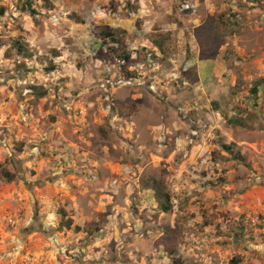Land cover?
Here are the masks:
<instances>
[{"label":"rangeland","instance_id":"1","mask_svg":"<svg viewBox=\"0 0 264 264\" xmlns=\"http://www.w3.org/2000/svg\"><path fill=\"white\" fill-rule=\"evenodd\" d=\"M263 58L264 0H0V264H264Z\"/></svg>","mask_w":264,"mask_h":264},{"label":"trees","instance_id":"2","mask_svg":"<svg viewBox=\"0 0 264 264\" xmlns=\"http://www.w3.org/2000/svg\"><path fill=\"white\" fill-rule=\"evenodd\" d=\"M103 32L101 33L100 37L102 40H112L114 43H118L115 38H116V34L115 31L109 27H105L103 30ZM208 43L206 41H204V38L202 39V41H200V59L201 60H205V59H212L215 58L219 55V53L221 52V48L216 44V46H211L209 47V45H207ZM13 48L16 50L17 55L19 56L20 59H26V60H32L35 58V55H33L30 51H28L26 44L20 42V41H16ZM53 53V58H60V54H58V52H52ZM125 60H129V57H124ZM49 72H53L56 71V66H51L49 68H47ZM252 94H258V90H256V88H253L251 90ZM222 148L227 151V152H232V146H228V145H223ZM11 176L7 175V180H11ZM162 209L164 212H169V208L167 206H162ZM231 264H238L235 260L232 261Z\"/></svg>","mask_w":264,"mask_h":264},{"label":"crops","instance_id":"3","mask_svg":"<svg viewBox=\"0 0 264 264\" xmlns=\"http://www.w3.org/2000/svg\"><path fill=\"white\" fill-rule=\"evenodd\" d=\"M197 46L199 47V43H197ZM222 55V50L221 52L219 53V55L215 58H212V59H205V60H201L200 59V51H199V54H198V61L200 62V65H196L195 66V70H196V73H197V77L200 81V78H204L205 77V69L206 67L211 63L213 64L214 62H216L217 60H219L220 56ZM260 66H263V70H262V74L263 75V79H264V58H263V62L261 63ZM259 66V67H260ZM260 69H262V67H260ZM197 80V82H199ZM263 151H264V144H263Z\"/></svg>","mask_w":264,"mask_h":264}]
</instances>
